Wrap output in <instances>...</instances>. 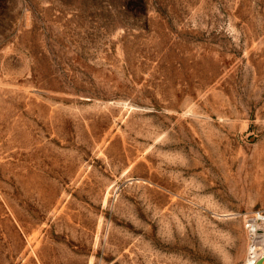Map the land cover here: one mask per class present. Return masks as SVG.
I'll list each match as a JSON object with an SVG mask.
<instances>
[{
    "label": "rangeland",
    "instance_id": "obj_1",
    "mask_svg": "<svg viewBox=\"0 0 264 264\" xmlns=\"http://www.w3.org/2000/svg\"><path fill=\"white\" fill-rule=\"evenodd\" d=\"M261 207L264 0H0V264H254Z\"/></svg>",
    "mask_w": 264,
    "mask_h": 264
},
{
    "label": "built area",
    "instance_id": "obj_2",
    "mask_svg": "<svg viewBox=\"0 0 264 264\" xmlns=\"http://www.w3.org/2000/svg\"><path fill=\"white\" fill-rule=\"evenodd\" d=\"M248 234V258L258 260L264 258V207L251 211L244 220Z\"/></svg>",
    "mask_w": 264,
    "mask_h": 264
},
{
    "label": "water",
    "instance_id": "obj_3",
    "mask_svg": "<svg viewBox=\"0 0 264 264\" xmlns=\"http://www.w3.org/2000/svg\"><path fill=\"white\" fill-rule=\"evenodd\" d=\"M258 263H259V264H264V258L259 259V260H258Z\"/></svg>",
    "mask_w": 264,
    "mask_h": 264
},
{
    "label": "bare ground",
    "instance_id": "obj_4",
    "mask_svg": "<svg viewBox=\"0 0 264 264\" xmlns=\"http://www.w3.org/2000/svg\"><path fill=\"white\" fill-rule=\"evenodd\" d=\"M262 255H264V253H262ZM260 259H261V258H260ZM250 261H251L252 263H254V264L257 262V261H255V260H251V259H250Z\"/></svg>",
    "mask_w": 264,
    "mask_h": 264
}]
</instances>
